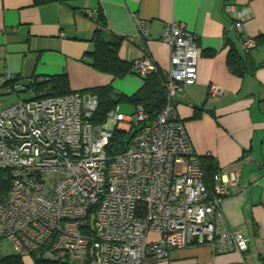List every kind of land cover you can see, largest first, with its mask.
Returning <instances> with one entry per match:
<instances>
[{
    "label": "built area",
    "instance_id": "built-area-1",
    "mask_svg": "<svg viewBox=\"0 0 264 264\" xmlns=\"http://www.w3.org/2000/svg\"><path fill=\"white\" fill-rule=\"evenodd\" d=\"M244 19L231 11L230 29L249 50L257 41L243 34ZM135 22L139 36L149 37L144 22ZM160 39L170 48L166 101L147 123L139 105L129 114L116 105L97 123L95 93L22 98L27 83L8 70L0 74V93L15 96L0 103V168L11 176L0 193V238L15 253L43 251L70 264H148L150 258L169 264L173 252L196 244L247 251L248 237L228 225L220 207L237 187L238 172L219 171L207 186L172 103L196 81L198 37L170 21ZM154 70L148 56L132 60L138 78ZM222 92L209 85V96ZM115 129L137 130L111 146Z\"/></svg>",
    "mask_w": 264,
    "mask_h": 264
},
{
    "label": "crops",
    "instance_id": "crops-1",
    "mask_svg": "<svg viewBox=\"0 0 264 264\" xmlns=\"http://www.w3.org/2000/svg\"><path fill=\"white\" fill-rule=\"evenodd\" d=\"M99 8L106 31L123 37L118 53L125 61L148 56L166 70L170 48L160 39L164 24L183 22L196 34L200 47L196 81L172 103L195 153L212 156L219 171L238 172L237 187L220 207L228 225L248 237L247 251L216 252L209 244H196L173 252L169 264H264V39L245 50L230 29L231 11L236 10L245 18L244 35H264V0H52L42 4L0 0V74L8 70L29 83L66 73L72 91L111 85L116 92L133 94L141 86L140 78L131 74L113 78L83 58L92 49L91 37L98 27L93 17ZM136 18L147 28L146 39L138 34ZM226 39L250 64L243 76L226 64ZM210 84L220 86L222 94L209 96ZM8 97L13 95L0 93V103L15 99ZM195 111L200 113L196 118ZM23 261L35 264V256H24Z\"/></svg>",
    "mask_w": 264,
    "mask_h": 264
},
{
    "label": "trees",
    "instance_id": "trees-1",
    "mask_svg": "<svg viewBox=\"0 0 264 264\" xmlns=\"http://www.w3.org/2000/svg\"><path fill=\"white\" fill-rule=\"evenodd\" d=\"M52 0H34L36 4H42ZM61 2H70L73 0H59ZM98 27L91 37L92 49L86 52L83 58H86L89 64L96 71L111 75L113 78H121L127 74L135 75L132 71V61H125L119 56V47L123 40L122 36L114 35L106 31V21L104 15L99 8L96 16L93 17ZM234 33L240 37L241 35ZM257 46L264 35L254 37ZM225 44L229 46L226 64L230 70L238 75L243 76L250 71V64L244 56H241L235 49L232 42L225 40ZM213 54V51H208ZM82 58V60H83ZM163 70L156 65V70L141 77V86L131 95H125L116 92L111 85L97 86L90 89L80 91H90L97 95L98 104L93 114L92 120L97 123L105 121L107 113L119 105L121 102L130 103L133 106H142L147 114V120L143 123L151 122L159 112L161 106L166 101L165 76ZM137 76V75H135ZM18 77V76H17ZM19 78V77H18ZM20 79V78H19ZM28 90L33 92V96L37 98L66 95L73 92L70 89L68 76L66 73L59 75L44 76L42 78H34L27 83ZM200 115L199 111H195L194 118ZM137 130V129H136ZM136 130L124 132L115 129L111 146L123 144L127 141ZM201 168L204 172V181L208 187L213 183L214 176L219 172L217 162L212 156H198ZM11 176L7 169L0 168V193L9 189ZM2 239V238H0ZM35 256V264H65V261H59L47 256L43 251L32 253ZM24 256H20L13 250L9 254L0 256V264H24Z\"/></svg>",
    "mask_w": 264,
    "mask_h": 264
},
{
    "label": "rangeland",
    "instance_id": "rangeland-1",
    "mask_svg": "<svg viewBox=\"0 0 264 264\" xmlns=\"http://www.w3.org/2000/svg\"><path fill=\"white\" fill-rule=\"evenodd\" d=\"M33 96V92L31 90H27V91H23V92H20L19 93V97H22V98H31ZM15 98V96H13ZM13 97L9 98V99H14ZM9 100V101H11ZM135 106H133L132 104L130 103H124V102H121L119 104V111L124 113V114H129L133 111ZM12 252V248L10 246V244L5 240V239H0V255H3V254H8V253H11ZM47 255V254H45ZM49 256V255H47ZM156 260L154 258H150L148 260V264H155Z\"/></svg>",
    "mask_w": 264,
    "mask_h": 264
}]
</instances>
